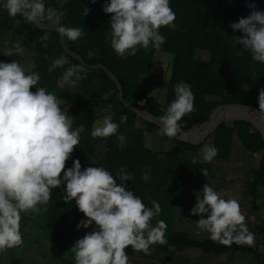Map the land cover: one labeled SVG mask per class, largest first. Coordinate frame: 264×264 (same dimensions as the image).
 I'll use <instances>...</instances> for the list:
<instances>
[{"label": "trees", "instance_id": "obj_1", "mask_svg": "<svg viewBox=\"0 0 264 264\" xmlns=\"http://www.w3.org/2000/svg\"><path fill=\"white\" fill-rule=\"evenodd\" d=\"M107 0H67L62 9L65 11L62 23L66 27H79L86 33L78 41H70L64 37V45L71 52L79 55L83 63L67 53L60 44V34L55 30L40 29L26 22L22 17H12L0 6V58L6 46V41L13 29L19 31L21 40H31L34 48L31 55L30 71L40 74L41 80L36 87H44L54 93L69 108L73 122V130H77L80 143L74 149L66 168L72 167V161L79 159L82 170L86 167H103L116 177L124 168L127 173L125 187L139 196L147 207H152L151 201H157L161 206L160 214L152 220L155 226L158 220L167 224L164 245L155 244L148 251L152 258L170 260L176 252L185 249H198L206 254L220 255L223 253L243 252L253 255L256 264H260V255L256 252V242L253 246L233 243L230 247L213 242L209 237L191 238L187 232L174 228V209L185 204L186 184L190 183L194 174L200 169L208 170V177L216 178L213 160L227 161L231 154L232 140L237 138L245 152L264 151V140L259 131L245 120H230L222 122L209 135L210 145L219 151L210 162H204L197 157L203 142L189 143L172 139L167 150L154 151L145 145L146 132L159 130L156 124L148 122L129 110L119 100V89L109 78L107 72L95 65L104 66L117 80L122 89L124 101L140 106L142 109L160 117L175 98L174 86L178 82L191 85L195 96L196 111L185 116L181 121L182 129H190L206 122L210 113L222 104H243L259 109V90L264 88V64L251 59L248 52L237 55L240 45L232 43V37L241 36L233 32L230 23L239 18L247 17L250 9L248 3H255L257 11L264 12V0H170V6L176 14L175 30L164 27L160 29L166 37L159 50L151 45L145 51L137 50L135 56H118L110 47V15L102 11ZM0 2V4H2ZM45 6L57 8V0H45ZM90 9L83 16L84 8ZM17 20L20 22L17 23ZM47 39H41L44 36ZM46 45V46H45ZM97 53L89 58L88 51ZM200 50L207 54L206 60L195 58V52ZM173 54L169 78L165 88V99L158 101L147 94V78L155 52ZM65 56L71 65H81L87 75L76 83L75 88L60 87L59 79L69 65L48 72L52 58ZM35 65V68L32 65ZM74 79V78H73ZM33 92L35 87L31 89ZM111 93V95H107ZM143 101V104L140 102ZM108 109L113 122L119 125L116 135L108 138L91 137L95 121L99 118L98 111ZM121 115L128 117L121 124ZM126 137V147H118L117 136ZM197 162L192 163L193 160ZM251 177L245 184L246 195H252V206L260 187L264 186V153L258 166L251 169ZM65 185L53 189L51 200L44 205L38 214L44 229L49 231V237L58 249L52 252L60 263L75 264L74 253L71 251L74 237L82 238L86 232L94 230L93 224L87 229H77L80 220L86 219L75 203L63 200ZM264 229V222L257 227L258 233ZM129 257L134 255L133 249L127 250ZM8 264H21L18 257L10 255ZM129 264H140L129 261Z\"/></svg>", "mask_w": 264, "mask_h": 264}, {"label": "clouds", "instance_id": "obj_2", "mask_svg": "<svg viewBox=\"0 0 264 264\" xmlns=\"http://www.w3.org/2000/svg\"><path fill=\"white\" fill-rule=\"evenodd\" d=\"M57 3V8H46L45 0H3L0 6L12 17L20 16L41 29L46 26L70 41H78L86 33L79 27L64 26L66 13L62 9L67 0ZM247 7L250 9L247 17L229 24L233 32L242 33L232 37V43L235 47L240 45L237 55L248 52L253 61L264 64V12L255 10V3H248ZM89 11L85 7L83 16ZM102 11L111 14L110 47L121 57L135 56L139 48L147 51L150 45L159 50L166 40L160 29L177 27L170 0H107ZM20 51V45L16 44L6 47L3 55L13 56ZM87 55L92 58L97 53L90 50ZM65 65L69 66L62 74L64 82L75 85L86 77L81 65H71L63 55L52 58L48 72ZM40 80L39 73L26 71L16 60L0 62V252L23 244L21 214L38 213L39 206L51 200L53 189L62 184L65 185L63 200L66 203L75 200L78 210L86 217L78 222L77 229L95 225L93 231L86 232L71 247L75 264H129L126 251L129 247L147 253L152 245L166 244V222L158 220L152 225L162 210L160 204L152 200V207H147L125 187L128 177L124 168L117 173L120 183L103 167L82 170L79 159L66 168L80 143L79 132L73 130L72 119L60 107V99L44 87H36ZM174 93L172 102L161 108L164 114L159 117V131L167 138L179 134L187 139V134L181 131L184 127L181 121L196 111L195 96L191 85L185 82H178ZM258 104L260 117L264 119V88L259 90ZM127 119L121 115L120 123H126ZM118 128L111 116H105L95 122L91 137L108 138L116 135ZM117 140L119 148L126 147V137L120 135ZM218 151L214 145H204L203 161L210 163ZM200 172L208 176L206 168ZM194 195L196 203L190 212L200 216L197 228L206 231L211 241L228 247L233 243L254 245V233L248 230L239 201L225 199L222 191L214 190L209 184Z\"/></svg>", "mask_w": 264, "mask_h": 264}, {"label": "rangeland", "instance_id": "obj_3", "mask_svg": "<svg viewBox=\"0 0 264 264\" xmlns=\"http://www.w3.org/2000/svg\"><path fill=\"white\" fill-rule=\"evenodd\" d=\"M21 36L19 34V31L16 29H13L11 33L9 34L7 38L6 47H14V45L19 44L21 47V51L19 53H16L13 56H4L1 55L0 62H12L16 60L20 63L22 67L25 68L26 71H30L31 68V55L34 48V42L31 40H21ZM195 58L200 60H206L207 54L204 52H201L200 50H197L195 52ZM173 59V54L169 52H155L151 64V70L150 74L148 75L149 78H147V94L151 97L156 98L158 101H163L165 99V88L167 86L168 78H169V71H170V65L171 61ZM60 87H70L75 88V85H70L63 81V79H59L58 81ZM60 107L63 110H67V114L70 116V113L66 106L62 105V102L60 104ZM219 108V106H218ZM217 110L214 109L213 112ZM99 119L97 121H102L105 116H109V110L108 109H101L98 112ZM227 122H230V120H227ZM95 124V123H94ZM256 125L259 126V124L256 123ZM94 126V125H93ZM208 127V124L202 125L200 128L193 127V132L198 135H202V133L205 131V129ZM196 138H189V140L194 141ZM234 140V138H233ZM145 145L149 147L150 149L154 151H163L167 150L171 144L172 139L167 138L160 134L159 130H153L152 132H146L144 136ZM238 140H234V143H236ZM200 142H203L204 145H210L209 135L202 139ZM239 143V141H238ZM240 144V143H239ZM202 146V148H203ZM234 157L242 160V167L243 171L241 170L240 174L236 173L234 174V171L231 172V170H223L225 176L228 174L233 175V177H236V197H239L240 193L239 190L242 192L245 191V184L251 177V174L249 172L250 166H255L258 163V160L260 159L262 153L264 151H258L255 153L250 152H244L242 150L240 153L237 151L236 146H234ZM239 154V155H237ZM212 163L214 164V168L220 167L219 165L224 163V160H213ZM221 164V165H222ZM228 165V164H227ZM230 165H234L231 163ZM222 168V167H221ZM232 169V168H230ZM197 177H202L203 179H208L207 177L203 176L202 174H196ZM237 175H240L237 178ZM198 179V178H197ZM219 180V178H218ZM215 185L219 184V182L213 181ZM191 184H186L187 187H189ZM243 194V193H242ZM245 194V193H244ZM246 195V194H245ZM248 197L247 201H244V207L241 209L242 212L246 216V224L248 227V230L252 233H254V236L258 234L257 227L261 225L264 222V186L260 187V190L258 194L256 195V200L253 206L252 204V195H246ZM244 196V197H246ZM242 204V203H241ZM44 205H40V211L43 208ZM246 206V210H245ZM249 210V211H247ZM22 213V219H21V233L23 236V244L18 248H12L8 249L4 252H0V264H8V259L10 258V255H13L15 257L20 258L21 264H63L60 263L58 260L55 259V257L52 256V252L56 251L58 247L52 243L49 237V231L44 229V227L41 224L40 219L38 218V214L40 213ZM249 212V215H248ZM197 216V219L200 218L199 215ZM253 218L254 220L252 221ZM188 221H183V224L178 225L175 227L177 229L184 228L186 225H184ZM191 222V221H190ZM192 223V222H191ZM188 226H190V223H186ZM195 224V225H194ZM192 224L191 228L193 233L197 234H191V238L195 239H202L204 235L208 236L209 234L206 231H202L199 228H197L196 222ZM194 226V227H193ZM189 228V227H188ZM197 232V233H196ZM202 233L204 235H202ZM79 238L77 236L74 237L73 245ZM248 246V245H246ZM186 256L189 261L193 264H256L254 261L253 255L246 254L243 252H234L233 254H224L223 257L210 255L203 253L201 250L198 249H187L184 252H176L175 258H171L170 260H165L163 258H152L149 253L144 252H134V255L129 257V261H138L140 264H177V261L180 259L179 256Z\"/></svg>", "mask_w": 264, "mask_h": 264}, {"label": "crops", "instance_id": "obj_4", "mask_svg": "<svg viewBox=\"0 0 264 264\" xmlns=\"http://www.w3.org/2000/svg\"><path fill=\"white\" fill-rule=\"evenodd\" d=\"M67 107V106H66ZM68 111H69V108L67 107ZM99 119V118H98ZM97 119V120H98ZM96 120V121H97ZM95 121V122H96ZM234 140H236V138L234 137ZM234 140H232V147H231V154H230V157L227 161H224V163L221 165H219L220 167L218 168H215L216 169V178L214 179H211L210 177L207 176L208 179H203L202 177H197L196 174H201V173H196L194 174L193 176V179L192 181L190 182V186L189 187H185L186 188V194H185V204L183 207H178V208H175L174 209V214L176 216L175 218V222H174V228L178 225L181 226V224H183V221H188L186 223H190V226H188L186 223L184 225H186V227L184 228H175L176 230H183L185 232H187V234L190 236L191 234H195L193 233L192 231V224H194L198 219H197V216H194L193 214H191L190 212V209L195 205L196 203V198H195V195L194 193L195 192H202V189H203V186L205 184H209L211 187H213L214 190L216 191H222L224 193V198L225 199H228V198H233V199H236L237 201H239L240 203V206H241V209L244 207V201L248 199V197L244 194V192L241 193V191L239 190L238 192L240 193L239 197H236V193H237V190H236V177H233V175L231 174H228L225 176L226 173H224L225 171H227L228 169L232 171H234V174L238 173L240 174L241 170L243 171V169H241L242 167V160L236 157H234V153H233V150H234V146H236L237 148V151L240 153L243 148L242 146L238 143V141L236 143H234ZM245 152V151H244ZM239 155V154H237ZM197 157L201 160H203V153L201 152V150L198 152L197 154ZM231 163H233L234 165H230ZM258 163H259V160H258ZM258 163L255 165V166H250L249 167V172L251 171V169L253 168H256L258 166ZM228 164V165H227ZM213 167H214V164L212 163ZM222 167V168H221ZM232 168V169H230ZM225 170V171H223ZM240 175H237V178L239 177ZM198 178V179H197ZM219 178V180H218ZM218 181L219 184L215 185L214 183H212L213 181ZM189 184V183H188ZM246 196V197H244ZM242 203V204H241ZM257 204V203H255ZM246 206H245V210H246ZM249 211V210H247ZM248 215H249V212H248ZM204 218H207V214H205ZM200 219V218H199ZM252 221L254 220L253 218H251ZM192 223H191V222ZM195 225V224H194ZM182 227V226H181ZM189 227V228H188ZM194 227V226H193ZM197 233V232H196ZM197 235V234H195ZM202 235H204L202 233ZM258 235V234H257ZM257 235L255 236V242H256V239H257ZM191 237V236H190ZM205 237H209L204 235V237L202 238H205ZM189 249V248H188ZM187 250V249H185ZM184 250V251H185ZM182 251V252H184ZM179 252V251H178ZM181 253V252H180ZM175 254L174 253L172 255V259L175 258ZM210 255H214V254H211L209 253ZM224 254H233V253H223V254H220V255H216V256H220V257H223ZM180 259L177 261V264H193L189 261V259L184 256L182 258V256L180 255L179 256ZM204 264V263H203ZM209 264H212V263H209Z\"/></svg>", "mask_w": 264, "mask_h": 264}, {"label": "water", "instance_id": "obj_5", "mask_svg": "<svg viewBox=\"0 0 264 264\" xmlns=\"http://www.w3.org/2000/svg\"><path fill=\"white\" fill-rule=\"evenodd\" d=\"M3 0H0V2H2ZM39 28V27H38ZM41 29V28H40ZM44 29H47V30H55V29H52V28H47L46 26H44ZM60 44L61 46L63 47V49L69 53L70 55L74 56L76 59H78L82 65L84 66H88L86 65L85 63H83L82 61V58L71 52L70 50H68L66 48V46L64 45V37L60 34ZM93 68L94 67H100L102 69H104L106 72H107V75L109 76V78L111 80H113L116 84V86L118 87L119 89V100L125 105V107H127L129 110L133 111L136 115H138L139 117H141L142 119L148 121V122H151V123H154L156 124L158 127H160V123H159V117L142 109L140 106H137L133 103H130V102H127V101H124L123 100V97H122V89H121V86L120 84L117 82V80L115 79V77L104 67V66H101V65H95V66H92ZM234 106H237V107H242L244 109H247L248 112L252 113L253 115H255L259 121L261 123L264 124V119H261L260 117V110L259 109H256L250 105H243V104H236V103H230V104H222V105H219V108H229V107H234ZM218 106L215 108V109H219ZM215 112V111H214ZM213 111L210 113L209 115V118L206 122L196 126V128H200L202 125L204 124H208V127L205 129V131L202 133V135H198L197 133L195 134L192 130V128L190 129H182L181 128V131L185 132L187 134V139H184V138H181L179 137V134L178 136L176 137V139H179V140H183V141H187L189 143H198L200 142L202 139L206 138L208 135H210L216 128L218 125H220L222 122H226L227 120H234V119H237V120H245L247 122H249L251 124L252 127H254L256 130L259 131L260 135L262 136L263 140H264V133L262 132V129L256 125V123H254L253 121H251L250 119L248 118H245V117H232V116H228V115H223L221 116L220 118H218L217 120H215L213 123H211L212 121V114L214 113ZM211 123V124H210ZM195 128V127H194ZM196 138L194 141H191L189 140V138Z\"/></svg>", "mask_w": 264, "mask_h": 264}, {"label": "bare ground", "instance_id": "obj_6", "mask_svg": "<svg viewBox=\"0 0 264 264\" xmlns=\"http://www.w3.org/2000/svg\"><path fill=\"white\" fill-rule=\"evenodd\" d=\"M223 115H228L232 117H245L253 121L254 123L259 124V127L262 129V132L264 133V124L259 121V119L253 115L252 113L248 112L247 109H244L242 107H229V108H219L215 110V112L212 114V121L213 123L215 120L220 118ZM210 123V124H211Z\"/></svg>", "mask_w": 264, "mask_h": 264}, {"label": "built area", "instance_id": "obj_7", "mask_svg": "<svg viewBox=\"0 0 264 264\" xmlns=\"http://www.w3.org/2000/svg\"><path fill=\"white\" fill-rule=\"evenodd\" d=\"M255 246L257 254L260 255V264H264V229L258 233Z\"/></svg>", "mask_w": 264, "mask_h": 264}]
</instances>
